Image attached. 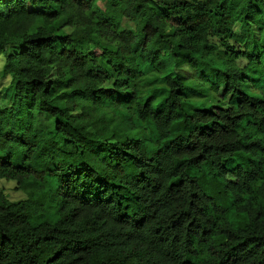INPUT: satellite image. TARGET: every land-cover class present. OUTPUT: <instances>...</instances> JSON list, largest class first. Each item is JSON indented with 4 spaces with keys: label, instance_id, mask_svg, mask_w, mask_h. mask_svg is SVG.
<instances>
[{
    "label": "clouds",
    "instance_id": "1",
    "mask_svg": "<svg viewBox=\"0 0 264 264\" xmlns=\"http://www.w3.org/2000/svg\"><path fill=\"white\" fill-rule=\"evenodd\" d=\"M156 2L172 10L173 16L192 15L197 5L209 4L212 8L208 16L202 18L203 31L189 32L181 28L183 22H172L171 19L163 21L166 29L178 33L179 43H184L186 47L190 46L194 52H201L207 57L206 62L198 64L195 61L189 62L188 58L174 56L173 53L177 51L174 45L166 51L165 59L172 71L168 83L173 89L183 87L185 81L192 83L204 78L216 79L218 91L208 94V102L213 104L219 102L225 109H231L224 112L213 109L217 117L224 121L225 127L221 128L217 124L211 128L201 129L199 123L204 114L195 113L194 117L188 120V131L192 134L188 136L185 133L179 141L161 150L163 148L161 141L172 131L169 127L170 117L163 110L153 111L151 104L148 108L144 107L138 91L142 88L140 80H130L124 86L123 91L131 92L132 95L95 93L91 96V101L94 102L76 101L74 105H69L72 109L69 115L74 118L76 114L83 112L93 127H96L95 122L101 116L108 124L120 112L130 113L134 120L143 113L145 120L135 132L117 137L126 139L139 133L137 140L129 139L126 144H117L116 139L103 137L106 141L104 144L99 147L90 145L89 147L97 153L96 158L89 156L87 148L84 149L83 156L79 155L76 148L70 149L75 153L77 163L80 160L92 161L99 172L93 171L87 164L81 165L77 172V169L70 166L58 151L48 153L40 161H36L29 154L28 162L32 163V168L24 171L17 170V165L24 161L23 156L8 162L0 159V264H35V259L29 251L36 239L32 226L22 222L26 218H17L9 213L19 209L31 211L32 200L43 194H46L45 198L65 200L64 215L68 220L63 227L68 229L67 235L74 241L82 242L76 249H69L61 254L63 264H91L93 255L106 258L108 264H184L189 251L196 253L200 264H219L220 259H224L226 264H264V244L255 249L241 245L242 250H237L240 256H233L232 260H228L224 255V252L249 236H264V124L259 123L264 121V104L251 101L243 94H241L243 103L239 107L234 101L230 104L229 100H221L220 93L224 92L221 82L223 73L211 71L213 67L223 68L229 74L228 84L233 92L243 88L250 96L264 97V0H187L191 7L182 10L177 8L182 0ZM110 3L111 0H0V109L7 107L14 113L21 110L23 95L17 100L13 93L18 91L17 82L30 78L32 74L25 76L20 70L32 68L36 72L39 68L31 57L40 54V50L30 48L28 44L21 47L19 43V38L24 40L32 38L31 28L36 22V17L29 15L30 11L45 13L62 11L66 18L72 20L71 30L75 31L78 25L94 19L93 12L97 17L109 14ZM126 3L129 6L128 11L132 12L134 0H126ZM221 3H224L222 17L217 18L216 12L221 11L219 8ZM40 5L44 7H38ZM149 16L152 14L149 13ZM217 19L220 20L219 23ZM123 20L125 27H132L138 31V27H142L147 21V17L132 23L127 16L123 17ZM197 22L194 15L192 20L187 21L188 24ZM218 28L223 31V38L217 33ZM9 34L12 38H9ZM40 34H47L43 27ZM201 42L215 45L214 51L211 54L203 51ZM245 44L249 46L246 49L248 52L253 50V46H257L259 62L249 61L243 55L232 56L230 52L225 55L230 47L239 49L244 48ZM112 46L120 47L122 55H128L130 51L125 45L120 44L119 40ZM87 47L90 48L91 45L88 44ZM42 55L47 57L48 53L45 51ZM60 68L63 69L59 73L60 79L66 80L69 75L77 76L82 79L83 85L89 91L95 87L107 86L103 75L97 81L84 79L87 68L71 73L64 69L63 63H60ZM201 72L204 73L203 77ZM241 72H247L249 76L255 72L259 76V82H242ZM5 93H8L7 98ZM173 99L179 101L180 97L173 96ZM253 104L254 107H250ZM241 114L245 116L242 121L229 119ZM150 117L153 119L151 125L148 123ZM27 119V113L22 112L20 116L11 119L9 126L26 124ZM248 120H255L257 124L248 126ZM68 131L72 133V129ZM105 131L107 128H97L96 135L102 137ZM241 142L252 145L248 155L252 156L255 163L248 165L245 162L248 170L244 168L233 171L221 170L232 194H228L223 184H216L214 194L217 200L225 202L224 207H218L217 200H209L198 186V181L193 180V176L204 175L205 164L211 165L212 162H215L217 169H221L223 162L235 155ZM60 146L61 149L65 147L62 140ZM129 149L140 157L138 163L143 167L139 171L143 172V176L138 175V170L134 167L122 163L124 153ZM102 152L110 154L103 157V164L98 158ZM2 156L3 153L0 152V157ZM185 159L189 162L178 163ZM114 162L120 164L115 172L112 170L115 167ZM193 165L199 166L198 172H193ZM49 171L65 180L63 187H59L58 191L57 185L45 179ZM65 173H68L71 179H68ZM101 173L108 179H115L117 183L132 184L133 187L128 194L134 192L133 199L139 198V202L133 204L134 215L127 214L128 210L123 203L124 197L113 194V185L108 184L103 176L97 180ZM172 177H183V180L169 190L168 185ZM34 178L39 179L33 182ZM193 193H196L195 204ZM190 205L192 218L202 227L194 226L189 229L187 226L183 228L177 226L176 231L169 229L168 225L178 219L179 213L188 211ZM234 210L250 217L247 226H236L231 223L230 215ZM258 213H261L259 220ZM73 215L76 217L75 220ZM85 221L91 225L90 230L81 228V223ZM204 229H211L216 237L226 233L232 239L221 250L215 239L204 236ZM85 245L87 249L81 251Z\"/></svg>",
    "mask_w": 264,
    "mask_h": 264
},
{
    "label": "trees",
    "instance_id": "2",
    "mask_svg": "<svg viewBox=\"0 0 264 264\" xmlns=\"http://www.w3.org/2000/svg\"><path fill=\"white\" fill-rule=\"evenodd\" d=\"M134 8L132 12L128 11V4L126 0H111L108 5L107 15L102 14L97 17L93 12L92 19L82 25H78L77 30L72 29V20L65 17L62 11L45 13L42 11L32 12L28 14L36 17V22L31 28V40H24L19 38L21 47L28 44L30 48L40 50V54L33 55L31 60H34L39 66L38 71L34 72L32 68L21 69V73L30 78L20 80L17 82V89L13 93L14 97L19 100L23 95V105L20 111L13 112L5 107L0 109V152L3 156L0 159L8 162L20 156L24 157L22 164L17 165V170H27L32 168V163H29V154L35 158L36 161L42 160L48 153L58 151L60 156L68 162L70 166H74L77 172L80 166L87 164L93 171L99 172L95 163L89 160H80L78 163L75 158V153L71 148H76L79 155L83 156L84 149H88L90 157L96 158V151L89 147L95 145L99 147L106 141L103 137L108 139H116L117 144H126L129 139L137 140L139 133L134 136H128L126 139H117L120 136H127L129 132H135L138 127L142 125L145 120L144 114H139L138 117L133 119L132 115L128 112L118 113L110 123L106 124L105 119L101 116L96 122V127L88 123L87 117L83 112L76 114L73 118L69 113L72 109L69 105H74L76 101L94 102L91 101V96L95 93H119L121 96L132 95L131 92H124L123 88L129 83L130 80H140L142 88L138 91L142 96V102L145 108L151 104L152 110L156 112L165 111L170 117L169 127L171 134L167 135L161 141L163 149L176 141H179L182 136L187 133L190 136L192 133L188 131V120L194 117L195 113H202L199 127L201 129L211 128L214 125H219L221 128L225 127L223 120L217 117L218 111H231L225 109L222 104L208 102V94L213 91H218V86L215 78L200 79L189 83L185 81L183 87L173 89L168 83L171 79L172 71L165 59L166 51L174 45L177 49L173 53L174 56L185 59L188 58L189 62L195 61L196 63L206 62L207 57L203 56L201 52H194L189 46L186 47L184 43H179L178 33L176 31L168 30L164 27L163 21L171 19L172 22H183L181 28L189 32L203 31L202 18L207 17L212 8L209 4L197 5L193 10L192 15L173 16L172 10L164 7L156 2V0H134ZM38 7H44L40 5ZM191 7L187 0H182V3L177 6L178 9ZM221 11L216 12V17H222V10L224 3L219 5ZM207 9V11H206ZM147 10V11H145ZM149 13L152 16H149ZM193 15L197 19V23L188 24L187 21L192 20ZM127 16L130 23L137 20L147 21L143 23L142 27L134 29L132 27H125L123 17ZM153 17L155 20L153 21ZM248 17L246 16L245 19ZM220 20L217 19V23ZM47 32L46 35L40 34V29ZM217 33L223 38V31L217 29ZM9 38L11 34H9ZM119 40L120 44L125 45L130 49L128 55H122L120 47H113V43ZM39 41L40 43H35ZM91 47L88 48L87 45ZM249 46L245 44L244 48L230 47L225 55L229 52L232 56L239 57L246 56L249 61L259 62L260 54L256 51L257 46H253L251 52L246 51ZM203 51L211 54L215 49V45L201 42ZM102 49V51H101ZM47 52L48 56L43 57L42 52ZM23 55V53H22ZM11 59V57H10ZM69 62L70 65L69 66ZM60 63L64 64V69L71 73L82 68H87L84 73V79L90 81H97L103 75L107 86L95 87L91 91L83 85L82 79L77 76L69 75L68 79H60L59 73L63 71L60 68ZM91 65V66H90ZM132 65H135L133 67ZM245 67H248L245 65ZM215 73H223V80L221 81L224 87V92L220 93L221 100H229L231 104L233 101L239 107L243 101L241 94L248 96L249 100L264 104V97L250 96L243 88L232 91L229 87L228 80L229 74L221 67H213L211 69ZM211 75V74H209ZM201 76L204 73L201 72ZM51 77V78H48ZM240 77L242 82L254 83L259 82V76L254 72L251 76L247 72H241ZM246 78V79H245ZM11 92V89H9ZM7 98L8 93H5ZM173 96H179L180 100L173 99ZM54 98V99H53ZM171 101V103H169ZM250 107H254L250 105ZM16 105H13V109ZM186 109H192L188 112ZM22 112L27 113V123L22 125H12L11 119L20 116ZM11 118V119H10ZM40 118H43L42 120ZM230 120L237 122L245 119L243 114L236 117H229ZM210 121V123H209ZM149 125L153 123V119H148ZM259 123L264 124V121ZM257 121L248 120V126H255ZM239 126V124H237ZM158 127V125H157ZM107 128L102 137L96 135V129ZM72 129V133L68 131ZM148 129H145L147 131ZM203 135V133H201ZM59 138V139H58ZM60 140L64 142L65 147L61 149ZM247 140V137H245ZM255 144V142H253ZM252 145L241 142L240 146L236 149L235 155L230 156L228 160L223 162L221 169H217L215 162L211 165L205 164L206 171L204 175L193 176V180L198 181V186L203 190L204 195L209 200H217L214 194V186L216 184H223L224 189L231 195V190L228 188V183L225 182L222 171H233L237 168H244L245 162L248 165L254 164L252 156L248 155ZM107 152H102L99 155L100 163H104L103 157L109 156ZM140 157L136 152L129 149L124 153L122 163L134 167L138 170V175L143 176V172L139 171L143 167L138 163ZM149 159H155L149 157ZM198 159V157H197ZM187 159L178 161V163H187ZM115 167L113 171H117L120 164L114 162ZM43 171L44 169H39ZM193 172L199 171V166L193 165ZM71 179L68 173L64 174ZM103 174L97 176V180L101 179ZM108 184L113 185L114 195L124 197V207L128 210L129 216L134 215L133 204L139 202L137 197H133L135 193L128 192L132 189V184L117 183L115 179H108L103 176ZM39 179V178H34ZM54 185L63 187L65 180L60 175H53L50 171L45 178ZM183 177H172L168 187L171 190L175 185L180 184ZM155 187V185H153ZM46 194L41 195L39 198L32 200L31 211L26 209H19L9 213L11 216L17 218H26L22 222L32 226L33 234L36 239L33 241L32 246L29 248L32 257L35 259V264H63L61 254L69 249H76L80 241H74L71 236L67 235L68 229L63 227L68 217L64 215L65 200L58 198H45ZM196 193H193V204H195ZM225 202L217 200L218 207H224ZM191 205L189 210L179 213L178 219L172 221L168 228L176 231L177 226L192 229L194 226L197 228L202 227L196 224V219L192 218ZM188 217V219H185ZM261 213H258L257 219L259 220ZM76 217L73 215V220ZM250 217L241 215L238 211H232L230 221L236 226H247ZM191 221L190 223L188 221ZM183 221V223L181 222ZM83 230H90L91 225L85 221L81 223ZM204 236L209 239H215L219 249L223 250L231 236L226 233H221L216 237L211 229L203 230ZM7 235V234H6ZM11 239V237H8ZM264 244V236L252 235L241 243L235 244L229 251L224 252L228 260H232L233 256L239 257L242 250L241 245H246L249 248L255 249ZM85 245L81 251H85ZM75 254V253H74ZM83 257H81L82 259ZM91 264H108V260L102 256L93 255ZM184 264H200L199 259L194 251H189ZM219 264H226L224 259H220Z\"/></svg>",
    "mask_w": 264,
    "mask_h": 264
}]
</instances>
